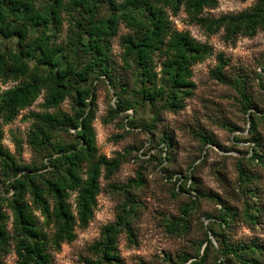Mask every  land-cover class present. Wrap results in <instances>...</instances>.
Wrapping results in <instances>:
<instances>
[{"label":"trees","instance_id":"1","mask_svg":"<svg viewBox=\"0 0 264 264\" xmlns=\"http://www.w3.org/2000/svg\"><path fill=\"white\" fill-rule=\"evenodd\" d=\"M216 2L48 0L47 4L39 5L36 0H0V35H12L17 45L16 48L0 50V85L17 81V84L0 90V264H6L3 258L10 252L15 254L17 264H52L51 250H58L62 243L74 240L75 228L85 227L90 222L102 173L108 178L119 166V156L106 158L97 154L92 125L94 94L89 86L80 83L88 79L95 67L112 81L106 66L109 61L108 42L117 34L119 23L123 22L128 29L120 37L122 58L125 67L135 70L139 82L137 93L151 106H156V102L163 99L160 109L177 111L194 89L192 66L207 58L212 50L208 43L197 41L188 32L175 29L169 13L184 10L191 23L204 27L207 32L222 31L226 42H233L238 35L252 36L257 30L264 29V0H255L251 6L236 13L217 17L203 15V10L212 8ZM104 3L109 13L102 18L98 14ZM63 9L86 16L85 22H75L77 30L69 37L72 52L80 49L89 55L88 60L78 67L68 60L62 65L58 58L62 46L51 40L55 31L59 30ZM156 55L160 60H155ZM217 59L214 76L224 80L222 70L227 60L221 53L217 54ZM29 60L37 62L31 66ZM42 64L45 65L44 70L39 68ZM244 80V77L237 79L235 88L239 89L244 103L250 108V97L242 90ZM125 91L126 85H122L117 93V109L112 108L113 111L133 107V103L124 97ZM41 93L45 109L58 108L66 96L71 95V112L46 110L33 113L28 145L33 150L48 146L51 150L47 153V163L41 162L39 166L21 164L14 154L3 147L1 125L11 123L19 111L30 106ZM158 110L156 108L155 114ZM68 129L74 130V142L60 144L51 141L55 132ZM248 130H256L254 120H251ZM203 137L205 143H217L206 135ZM252 138L255 146L250 156L261 161L263 157L256 150V146L260 145L259 138L256 135ZM166 158H169L168 154ZM236 167L237 202L242 194L252 193L251 185L257 175L245 168L240 159ZM187 177L192 179V185L194 179L190 175ZM9 192L10 196L4 195ZM195 193V198L183 206V213L187 214L198 198H218L215 193L202 189H196ZM4 205L11 214L4 210ZM258 212L259 208L254 204H246L240 211L234 203L221 202L219 214L204 232L203 251L195 256L184 255L181 261L193 257L190 264H203L206 253L212 247L217 254L215 264H262L254 256L261 249L257 239L237 241L227 235L237 221L256 224ZM130 215L131 210L124 204L117 219L102 227L99 239L89 246L92 256L83 258L82 264H123L117 241L123 229L129 240L134 241ZM178 220L183 228L184 217L174 221ZM216 225L218 231L215 230ZM210 235L219 248H215Z\"/></svg>","mask_w":264,"mask_h":264},{"label":"rangeland","instance_id":"2","mask_svg":"<svg viewBox=\"0 0 264 264\" xmlns=\"http://www.w3.org/2000/svg\"><path fill=\"white\" fill-rule=\"evenodd\" d=\"M254 1L217 0L212 8H205L202 13L210 17L236 13ZM36 3L44 5L48 0H36ZM108 13L107 5L102 4L98 16L103 18ZM60 16L59 30L51 39H54V44L62 46L58 55L60 63L65 65L68 60L77 67L81 66L89 55L80 49L72 52L69 37L77 30L75 22H85L86 16L67 9H63ZM169 19L175 29L208 43L212 50L207 58L192 66L194 89L181 109H160L163 99L157 101L156 106H151L137 93L139 82L135 70L123 64L120 37L128 31L123 22L119 23L117 34L108 42L109 61L106 66L112 81L95 67L88 79L80 82L89 86L94 94L92 125L97 154L106 158L119 156L120 163L108 178L102 173L90 222L85 227L75 228L74 240L62 243L58 250H51L52 264H82L83 258L91 257L89 246L99 239L105 224L117 219L124 204L131 210L128 218L134 241L129 240L125 229L120 232L117 245L123 264H190L193 257L185 262L181 261L182 257L195 256L203 251L204 232L219 214L221 202L225 201L234 203L240 211L246 204L259 208L256 224L237 221L227 235L237 241L257 239L261 249L254 256L264 264V29L257 30L252 36L241 34L233 42H226L222 31L207 32L204 27L191 23L182 9L176 14L169 13ZM82 38L85 40L86 36ZM16 46L12 35H0V50ZM218 53L227 60L222 70L224 80L214 76ZM159 58L155 56V60ZM36 62L29 60L31 66ZM39 66L44 70L45 65ZM241 77L245 79L242 90L250 97V108L244 103L239 89L235 88L236 80ZM15 84L17 81L1 84L0 90ZM122 85H126L124 97L133 103V107L115 112L112 108L117 109V93ZM43 102L41 93L30 106L20 110L11 123L1 125L3 147L21 164L39 166L41 162L47 163V153L51 150L49 146L33 150L28 145L33 113L46 110L71 112V95H67L56 109L43 108ZM156 108L159 110L155 114ZM251 120H254L256 130L249 132ZM73 132V129L59 130L51 141L60 144L74 142ZM204 135L217 143L203 142ZM254 135L260 141L256 150L263 157L261 161L250 156ZM238 159L257 178L251 185L252 193L242 194L236 202ZM188 175L194 179L192 185V179L186 178ZM196 189L215 193L218 198H198L185 214L182 208L195 198ZM4 195L10 196V192ZM4 210L11 214L7 205H4ZM180 216L185 219L183 228L181 221H174ZM215 230H219L217 225ZM210 237L215 248H219L214 237ZM206 255L203 264L218 261L212 247ZM3 259L6 264H17L13 252Z\"/></svg>","mask_w":264,"mask_h":264}]
</instances>
